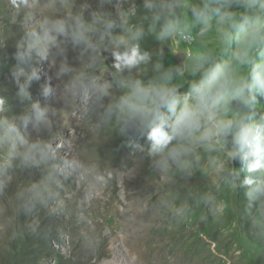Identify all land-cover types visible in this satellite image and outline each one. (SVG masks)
Instances as JSON below:
<instances>
[{"label": "clouds", "instance_id": "obj_1", "mask_svg": "<svg viewBox=\"0 0 264 264\" xmlns=\"http://www.w3.org/2000/svg\"><path fill=\"white\" fill-rule=\"evenodd\" d=\"M12 3L31 10L35 0ZM105 3L111 0L97 8L63 3L64 11H29L12 71L19 97L31 100L36 64L47 63L45 97L75 105L97 127L138 134L156 168L184 171L201 152L223 153L240 168L228 175L243 174L249 198H264V113L257 111L264 98V0H142L114 10ZM146 37L159 45L155 52ZM165 48L179 63L165 66ZM4 105L0 99V113ZM30 107L19 118L0 115V192L19 161L46 169L34 186L43 200L58 195L53 186L66 168L80 165L58 163L54 142L39 135L51 128L52 112L39 101Z\"/></svg>", "mask_w": 264, "mask_h": 264}, {"label": "rangeland", "instance_id": "obj_2", "mask_svg": "<svg viewBox=\"0 0 264 264\" xmlns=\"http://www.w3.org/2000/svg\"><path fill=\"white\" fill-rule=\"evenodd\" d=\"M141 2L111 0L104 7ZM63 3L81 10L100 0H35L31 10L0 0V115L30 114L35 101L49 107L52 126L39 135L54 142L58 163L80 165L58 176L57 196L41 200L34 186L46 169L16 163L0 192V264H264V198H249L243 174L228 175L240 168L225 154L201 152L200 162L184 171L156 168L138 134L97 127L75 105L45 97L44 62L36 64L40 79L28 88L31 100L19 97L12 71L31 26L28 13L64 11ZM144 44L153 52L159 47L150 37ZM164 63L179 59L165 48ZM257 111L264 113V98ZM28 131L37 138L31 123Z\"/></svg>", "mask_w": 264, "mask_h": 264}]
</instances>
